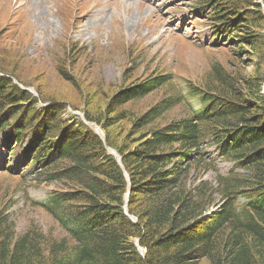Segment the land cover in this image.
<instances>
[{"label":"trees","instance_id":"16d2710c","mask_svg":"<svg viewBox=\"0 0 264 264\" xmlns=\"http://www.w3.org/2000/svg\"><path fill=\"white\" fill-rule=\"evenodd\" d=\"M194 8L211 23L209 48L229 47L254 72L215 62L197 83L155 70L103 107L86 103L85 120L105 140L79 117L65 120V103L35 97L0 70V133L21 161L0 173L53 186L32 203L66 234L51 239L35 222L19 234L1 210L0 264H264V13L258 0H198ZM160 91L146 111L133 109ZM211 147L234 163L227 175Z\"/></svg>","mask_w":264,"mask_h":264},{"label":"rangeland","instance_id":"374dc122","mask_svg":"<svg viewBox=\"0 0 264 264\" xmlns=\"http://www.w3.org/2000/svg\"><path fill=\"white\" fill-rule=\"evenodd\" d=\"M194 2L0 0V70L18 76L20 85L35 94L41 91L44 98L65 103V120H72V109L80 112L90 100L105 106L119 87L155 70L197 83L215 62L229 70L254 72L253 67L243 69L245 64H239L229 47L207 46L211 23L191 11L198 3ZM63 71L75 80L65 79ZM163 95L164 91L154 93L133 109L142 113ZM3 143L0 135V167L8 155ZM232 166L221 162L219 169L227 174ZM33 176L22 182L19 176L0 173V211L6 210L15 220L19 234L35 222L51 239H62L66 234L58 223L32 203L47 200L53 186L38 185ZM215 178L214 172L205 175L211 182Z\"/></svg>","mask_w":264,"mask_h":264},{"label":"water","instance_id":"95a60500","mask_svg":"<svg viewBox=\"0 0 264 264\" xmlns=\"http://www.w3.org/2000/svg\"><path fill=\"white\" fill-rule=\"evenodd\" d=\"M96 128V130H97V132L102 136V138L104 139L105 138V136H104V134H103V132L101 131V129L99 128V127H95ZM109 150H110V152L112 153V154H114L118 159H119V161L121 160V158L112 150V149H110L109 148ZM126 210H127V208H126ZM137 246L139 247V245H138V241H137ZM139 250L141 251L142 249L139 247Z\"/></svg>","mask_w":264,"mask_h":264}]
</instances>
